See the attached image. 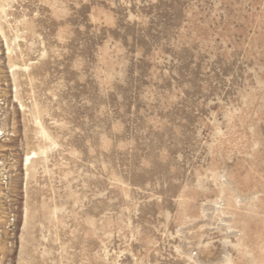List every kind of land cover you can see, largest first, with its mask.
<instances>
[{
    "label": "rangeland",
    "instance_id": "obj_1",
    "mask_svg": "<svg viewBox=\"0 0 264 264\" xmlns=\"http://www.w3.org/2000/svg\"><path fill=\"white\" fill-rule=\"evenodd\" d=\"M0 219V264H264V0H0Z\"/></svg>",
    "mask_w": 264,
    "mask_h": 264
},
{
    "label": "bare ground",
    "instance_id": "obj_2",
    "mask_svg": "<svg viewBox=\"0 0 264 264\" xmlns=\"http://www.w3.org/2000/svg\"><path fill=\"white\" fill-rule=\"evenodd\" d=\"M29 160V157H27L26 158V161H28ZM0 222H1V219H0ZM0 249L2 250L3 249V247L2 246H0ZM4 252V250L2 251V253Z\"/></svg>",
    "mask_w": 264,
    "mask_h": 264
}]
</instances>
